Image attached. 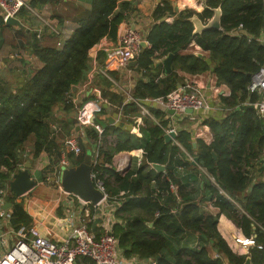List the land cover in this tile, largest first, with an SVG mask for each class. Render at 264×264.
<instances>
[{
  "label": "trees",
  "instance_id": "obj_1",
  "mask_svg": "<svg viewBox=\"0 0 264 264\" xmlns=\"http://www.w3.org/2000/svg\"><path fill=\"white\" fill-rule=\"evenodd\" d=\"M81 1L88 3V9L75 6L72 0L29 1L31 8L50 4L52 11L49 19H44L48 24L43 23V40L36 37V32H30V52L41 65L30 74H13L15 82L0 74V187L22 166L25 144L31 135L35 138L31 156L36 157L42 150L48 152L51 161L45 170H52L60 159L61 138L77 126V120L70 115L80 105L71 98V90L73 85L80 86L88 80L89 50L102 38H115L119 24L134 10L132 0ZM219 6L221 28L204 29L193 35L191 18L196 15L207 22ZM166 15H174L173 20L161 19ZM153 17L145 35L149 45L142 47L136 58L134 69L142 78L130 91L132 99L125 100L113 82L99 74V95L107 100L106 104L119 107L121 118L108 124L107 108L101 104L100 114L104 117H96L94 123L103 128L102 133L98 134L93 126L83 127L87 143L79 141L81 154L71 161L80 163L100 136L115 135V141L99 148L96 169L101 178L105 176L109 196L124 192L115 199L118 205L112 227L124 258H136L137 264H243L249 257L250 264H264V120L253 106L260 95L248 91L252 76L264 64V0H205L200 12L185 9L177 13L164 3L155 9ZM69 21L75 25L64 35ZM0 26L11 27L1 15ZM0 31L2 34L3 29ZM191 41L208 53L209 62L184 52ZM177 48L172 71L160 77L154 58L166 57ZM211 64L217 83L230 90L227 96L219 97L229 110L202 120L213 141L206 144L195 140L193 146L191 133L178 130L177 144L166 142L162 128L166 111L157 105L145 106L144 99L165 96L184 84L178 70L199 74ZM109 76L116 80L115 72ZM137 102L144 104L151 116L143 115ZM58 113L64 117L59 118ZM53 127L60 130L53 132ZM133 127L137 132L132 131ZM138 148L145 151L143 165L131 166L124 175L104 166L111 162L114 153ZM54 153L58 155L53 156ZM194 156H198L199 166L219 188L208 181L200 168L192 166L189 157ZM147 163L163 164L165 170H146ZM178 167L200 173L204 180L202 192L214 195L213 204L219 213L232 219L246 236L254 235L261 248L251 246L246 254L233 252L216 229L218 214H203L205 194L191 196L200 187L191 188ZM40 173L43 178V171ZM170 183L176 186L175 193L170 191ZM17 198L10 195L6 199L11 204V224L15 229L27 228L32 218ZM209 247L215 250L214 256ZM77 264L93 262L81 257Z\"/></svg>",
  "mask_w": 264,
  "mask_h": 264
},
{
  "label": "built area",
  "instance_id": "obj_2",
  "mask_svg": "<svg viewBox=\"0 0 264 264\" xmlns=\"http://www.w3.org/2000/svg\"><path fill=\"white\" fill-rule=\"evenodd\" d=\"M28 1L0 0V15L3 21L6 22L8 17L18 18V14L23 7L31 9ZM204 1L193 2V6L197 7L196 11H202ZM52 30L56 31L53 28ZM41 36V31L36 32L37 38L40 39ZM143 39L145 38L138 31L127 27L116 44L101 47L104 51V56L99 72L115 84L109 73L128 67L129 62L136 59L139 55ZM195 47L201 50L198 45H195ZM248 91L256 92L260 95L253 106L256 114L264 120V64L252 76ZM220 94L227 96L223 92ZM128 99L132 98L129 97ZM146 101L153 102L162 110L172 109L175 112L174 115L178 118L188 114L186 109L202 113H208L214 108L222 112L229 110L221 102L214 106L206 98L202 88L190 82L177 86L165 96L144 99V102ZM105 102L106 99H101L100 105ZM138 105L143 115L151 116L144 104L138 103ZM93 117L94 108L83 105L77 113V124L79 127L93 126L98 134H101L103 128L99 124L94 123ZM120 118L121 112L115 117L114 122H118ZM139 123L142 124L141 120ZM162 128L163 133L177 132L171 126ZM85 139L87 140V138ZM115 140V135L100 136L91 145L92 169L90 178L95 187L103 193V198L98 203L92 204L70 194L64 191L61 185L62 170L72 162L67 157V154L72 153L74 157L81 154L77 132L73 131V133L71 132L70 135L64 138L60 149V159L53 165L52 170L44 176V181L50 184L53 183L55 189L61 195V207L65 215L55 220V226L68 230L66 238L62 241H53L41 234L40 230L34 226L15 229L11 224V212L8 208L4 209L2 207L7 202V197L13 195L9 189V181L3 187H0V264H77V260L81 257L90 259L93 264H137L139 262L136 258H124L119 247V240L112 233V227L116 221L114 208L118 205L115 199L122 196L124 192L120 191L115 197L109 196L104 184L105 176L101 178L100 172L96 169V165L100 162L99 148L104 143H110ZM133 152V150L116 152L113 154L111 162L105 163L104 166L113 169L119 175H124L131 167L133 157L136 158V165H143L144 149L138 148L136 153L133 154ZM189 159L192 161L193 158L189 157ZM146 166H148V169L152 168L151 163H147ZM198 168L202 170L200 166ZM178 169L181 170L182 168L178 167ZM169 189L175 193L176 186L170 183ZM155 215H158V213L156 212ZM98 218L101 221L96 226L100 227V232L95 233L93 229H90V225H94ZM236 242L241 243L244 247L257 246L261 248V245L255 242L253 236L237 239Z\"/></svg>",
  "mask_w": 264,
  "mask_h": 264
},
{
  "label": "crops",
  "instance_id": "obj_3",
  "mask_svg": "<svg viewBox=\"0 0 264 264\" xmlns=\"http://www.w3.org/2000/svg\"><path fill=\"white\" fill-rule=\"evenodd\" d=\"M198 0H132L133 5V12L128 14L126 18L119 24L117 29V34L115 38L108 39V38H102L97 44H95L88 53L89 56V62H90V73L88 75V80L81 84L80 86H77L76 90L72 92L71 98L74 100L75 103L80 105L77 107L76 111L72 112L70 117L76 119L77 113L80 107L83 105L85 106H92L94 108V119L97 117L98 119H102L104 115L100 114L101 112V97L99 95V89L96 88L97 84L100 82V66L102 64V59L104 56V51L101 49L103 46H110L113 44H116L121 34L125 31L127 27L131 28V25L134 24V29L138 31L144 38L145 35L149 29V26L153 24V15L155 12V9L158 7H162L164 3H169V5L172 8V11L174 13H177L181 10L185 9H194L197 10L195 6H193V2ZM74 5L79 6L82 5L85 9H88L89 5L85 1L81 0H72ZM41 9L43 10L44 14L49 13L51 14L50 8L51 5H41ZM25 11H27L25 8L24 10H20L19 15L23 14ZM18 15V19L20 18ZM173 16L166 15L164 18L166 21L170 22L173 20ZM44 19V18H43ZM49 19V18H45ZM29 19H19L21 22L20 25H10L11 27H3L0 26V30L2 31V42L0 44V74H3L5 76V79L9 81L15 82L16 77L13 76V74H18L20 72H26L27 74L32 73L34 70H36L41 64L37 60V58L32 55L30 52L32 39L30 37V31H28L29 27H32V25L29 21ZM44 24H48L46 20H43ZM75 23L74 22H66L65 29H64V35L69 34ZM34 29V32L41 31L43 35V25L36 23ZM12 33H11V32ZM26 33L28 35H26ZM26 35L28 39H25L23 36ZM10 36V37H9ZM8 37L10 41L8 42ZM15 42V44H13ZM30 45V47H28ZM195 42L191 41L188 45L187 50H184V52H201L203 53V59L208 60V53L203 50H198L195 47ZM14 47L18 49H24L22 51V55H19L18 53H13L11 51H8V47ZM28 48V51H27ZM6 59L5 62L3 60ZM164 57L161 58H154L155 66H158L160 69V77L165 76L164 73V67L162 65V60ZM36 61V62H34ZM209 62V60H208ZM136 66V65H135ZM135 66H129L126 68H122L119 71H115L116 73V80L115 84L113 85L118 88L123 94L125 100H128L130 95V91L133 89V87L136 84V81L140 78H142V75L137 72L134 67ZM178 74L183 77V83L190 82L198 87H201L203 92L206 95V98L214 105L217 106L220 102L219 97L221 96V92L225 93V95H228L230 93L229 88L226 85L218 84L217 78L215 73L212 69V64L209 66V68L199 74H190L186 73L184 71L178 70ZM95 97V98H94ZM107 101V100H106ZM112 104V103H111ZM145 106H154L155 104L151 101L144 102ZM103 107H106V117H117L118 113L120 112L118 110L119 107H116L115 105H108L105 103H102ZM118 110V111H117ZM221 110L214 108L208 113H202L200 111H195L192 113H188L187 115L181 116V118H178L176 115H171L166 112V115L163 117L162 124L163 127H174L177 131L178 130H187L191 133L193 137V141L195 140H202L206 144H210L213 141V135L209 129V127L205 124H202V120L207 116H217L220 115ZM57 116L59 118L64 117L62 114L58 113ZM77 120V119H76ZM115 123V122H114ZM117 123V122H116ZM110 124V123H108ZM78 124L76 126L75 132H77L78 140L82 143H87V140L84 138V132L83 127H79ZM59 131L60 129L57 128ZM133 132H137V128L133 127ZM55 132V131H53ZM60 134V132H59ZM66 137V136H65ZM64 137V138H65ZM140 137V136H139ZM64 138H61L64 140ZM35 143L34 136H30L28 138L27 143L25 144V152L22 155L23 164L25 160H29L31 163V168L29 169V173L32 178L35 179L36 185L29 190L27 193H25L22 196H19L17 199L18 201H22L24 204L25 209L30 214L32 221L30 226H34L38 228L44 236L52 239L53 241H62L67 236L68 230L60 229L59 227L55 226V220L63 217L65 215V212L63 211L61 205H62V199L61 195L58 193V191L52 187L49 183H46L44 181V174L45 169L47 165L51 161V157L48 152L42 150L36 157H32L30 154L31 148L33 144ZM170 143L173 144V142L170 141ZM177 144V140H176ZM196 146V144H195ZM133 154L136 153V149L133 150ZM25 157H29L28 159H25ZM23 164L19 169L23 168ZM194 166V165H192ZM198 167V166H196ZM148 170V167L146 168ZM43 171V178L42 181H38L36 177H33V174L36 172ZM181 172L182 177H186V182L190 185L191 188H194L197 186L200 187V190L195 191L192 193L191 196L194 197H202L203 194H205L204 200L202 202V211L203 214H212L216 215L218 214L217 223H216V229L221 235V237L225 240V242L228 244V246L232 249L233 252L237 254H246L248 252V249L251 246L244 247L241 243H237V239H243V238H249L250 236H246L242 230L236 225V223L230 219L228 216H226L223 213H219L218 208L213 204L214 201V195L210 194L208 191L202 192V187L204 184V180L201 179V174L197 171L182 168V170H178ZM204 176L216 185L218 188L219 186L215 183L214 179L207 175L204 171H202ZM220 190V189H219ZM221 191V190H220ZM222 192V191H221ZM228 197V196H227ZM239 209L240 206L234 202L230 197H228ZM41 207V210L39 208ZM29 226V227H30ZM96 221L93 224L90 225V229L96 230V233L100 232V229H96ZM254 236V235H251ZM211 255H215L216 252L214 249L209 247ZM218 254V253H217Z\"/></svg>",
  "mask_w": 264,
  "mask_h": 264
},
{
  "label": "water",
  "instance_id": "obj_4",
  "mask_svg": "<svg viewBox=\"0 0 264 264\" xmlns=\"http://www.w3.org/2000/svg\"><path fill=\"white\" fill-rule=\"evenodd\" d=\"M55 1V0H53ZM221 15L222 10L221 7H216L213 9L212 17L207 22H202L198 16H193L191 18L193 22V35L200 33L204 29L221 28ZM6 24L8 25H20L21 22L16 17H8L6 20ZM131 28L134 29V24L131 25ZM148 46V42L146 39H143L141 42V47L145 48ZM179 49H175L174 52L170 53L162 60V65L164 67V73L169 74L172 71V59L175 52H178ZM198 57H202L203 53L195 52L194 53ZM103 60V59H102ZM6 59L3 60L5 62ZM137 64V60L133 59L129 62V66H135ZM77 86H72V92L76 90ZM159 107V106H158ZM160 108V107H159ZM168 114L173 115L175 112L172 109L165 110ZM187 113H192L191 109H186ZM94 120V117L92 118ZM107 121L110 124H113L115 119L114 117H107ZM79 128V127H78ZM53 130V128H52ZM176 135L177 132L170 131L169 133H164L163 138L166 142H173L176 144ZM193 146H195V141H193ZM214 157L216 154L212 151ZM131 164V163H130ZM191 164L194 166H199V158L198 156H194ZM152 168H154L157 172H163L165 170V166L159 163H151ZM31 168V163L29 160H25L22 169H18L15 173L12 174L11 179L9 180V189L13 195L16 197L22 196L31 190L35 185L36 181L31 177L29 173V169ZM91 151L87 150L84 154L83 159L80 163L74 164L69 163V165L62 170L61 174V185L63 190L78 196L79 198L89 201L92 204L98 203L103 198V193L95 187L92 179L90 178L91 173ZM222 191V190H221ZM10 203H4L2 207L9 208ZM255 229V225L253 226V230ZM243 264H250L249 257H247Z\"/></svg>",
  "mask_w": 264,
  "mask_h": 264
},
{
  "label": "rangeland",
  "instance_id": "obj_5",
  "mask_svg": "<svg viewBox=\"0 0 264 264\" xmlns=\"http://www.w3.org/2000/svg\"><path fill=\"white\" fill-rule=\"evenodd\" d=\"M30 1V0H29ZM29 1H28V4H29ZM30 6V5H29ZM57 8H59V7H57ZM26 9V8H25ZM27 11H25L23 14H21V15H19V19H29L28 21L31 23V24H29V25H32V27H29V29H28V31H30L31 33H34V29L35 28H33V27H35V25H36V23H39V24H41V25H43V20L45 19V18H48V16H49V13H47V14H44L43 13V10L41 9V7L40 6H36V7H34V8H31V9H26ZM58 10H61V9H58ZM50 11H52V9L50 8ZM62 11V10H61ZM63 13V12H62ZM44 18V19H43ZM11 32V31H10ZM12 33V32H11ZM26 35H28L27 33H26ZM26 35H24L23 34V36L25 37V39H28V37L26 36ZM10 37V36H9ZM9 37H8V39H9ZM40 39H42L43 40V35L41 36V38ZM10 41V39L8 40V42ZM1 42H2V34H1V31H0V44H1ZM13 44H15L16 46H17V44L15 43V42H13ZM16 46H14V47H16ZM14 47H12L11 48V46L10 47H8L7 48V50L8 51H11V52H13V53H18L19 55H22V51H24V49H18V48H14ZM28 47H30V45H28ZM19 50H22V51H19ZM27 51H28V48H27ZM24 52H26V51H24ZM34 62H36V61H34ZM37 63V62H36ZM1 66V65H0ZM56 129L57 128H55V127H53V130L52 131H56ZM72 133H73V131H72ZM58 154H56V153H54V155L53 156H57ZM67 157L69 158V159H74L75 157L73 156V154L72 153H68L67 154ZM135 165H136V158L135 157H133L132 158V167H135ZM48 171L47 170H45V172H44V174H46ZM33 177H36V179L38 180V181H42V175H41V173L40 172H36V173H34L33 174ZM50 184V183H49ZM52 187H54V184L53 183H51L50 184ZM55 188V187H54ZM39 210H41V207L39 208ZM99 221H101L100 220V218H98V220L96 219V224H99L100 222ZM97 230H99L100 229V227L98 226L97 228H96ZM93 231L96 233V230H94L93 229Z\"/></svg>",
  "mask_w": 264,
  "mask_h": 264
},
{
  "label": "flooded vegetation",
  "instance_id": "obj_6",
  "mask_svg": "<svg viewBox=\"0 0 264 264\" xmlns=\"http://www.w3.org/2000/svg\"><path fill=\"white\" fill-rule=\"evenodd\" d=\"M174 115V114H173ZM164 135V134H163ZM144 163V162H143ZM132 166V165H131ZM146 166V165H145Z\"/></svg>",
  "mask_w": 264,
  "mask_h": 264
},
{
  "label": "clouds",
  "instance_id": "obj_7",
  "mask_svg": "<svg viewBox=\"0 0 264 264\" xmlns=\"http://www.w3.org/2000/svg\"><path fill=\"white\" fill-rule=\"evenodd\" d=\"M115 119V118H114ZM7 203V202H6Z\"/></svg>",
  "mask_w": 264,
  "mask_h": 264
}]
</instances>
